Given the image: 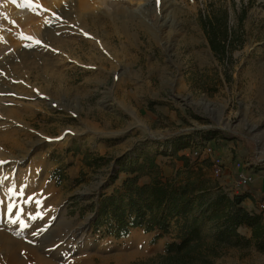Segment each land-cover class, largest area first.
I'll use <instances>...</instances> for the list:
<instances>
[{"label": "rangeland", "instance_id": "374dc122", "mask_svg": "<svg viewBox=\"0 0 264 264\" xmlns=\"http://www.w3.org/2000/svg\"><path fill=\"white\" fill-rule=\"evenodd\" d=\"M27 2L0 0V262L264 264V233L255 240L242 225L232 236L227 223L239 194L264 226V0ZM204 145L221 156V175L189 155ZM129 153L156 161L141 184L157 177L197 193L189 222L198 218L201 237L189 251H167L175 222L163 236L122 238L95 222L129 176L111 183ZM240 173L254 182L237 193ZM12 185L23 198L7 195Z\"/></svg>", "mask_w": 264, "mask_h": 264}, {"label": "trees", "instance_id": "16d2710c", "mask_svg": "<svg viewBox=\"0 0 264 264\" xmlns=\"http://www.w3.org/2000/svg\"><path fill=\"white\" fill-rule=\"evenodd\" d=\"M210 44L215 52L225 48L224 42L216 38L210 37ZM222 135L224 139L236 138L226 133ZM183 142L184 139H179L172 145V154L185 148ZM145 158L148 159V167L142 163V156L135 153H129L117 160L119 172L112 177L111 183L118 180L121 172L128 173L129 176L125 177L122 185L113 194L103 198L97 208L95 222L107 224L108 235L116 238L127 237L133 229L138 228L147 233L158 232V236H163L169 234L172 223L175 222L180 225L178 241L170 243L167 251L170 254L187 252L201 237L198 218L193 216L189 222V216L200 207L197 193L190 192L187 185L164 183L157 177L141 184L140 179L143 176L154 175L157 169L153 157ZM99 160L105 162L103 157ZM245 198L237 194L231 201L230 209H234L227 219L229 235L238 237V227L246 225L253 229V238L260 240L264 233L262 215H250L240 208ZM235 208L238 209L234 211Z\"/></svg>", "mask_w": 264, "mask_h": 264}, {"label": "built area", "instance_id": "2783aa9c", "mask_svg": "<svg viewBox=\"0 0 264 264\" xmlns=\"http://www.w3.org/2000/svg\"><path fill=\"white\" fill-rule=\"evenodd\" d=\"M189 155L196 158L211 160L213 162L215 174L217 176L222 174L224 164L222 162L221 156L217 153V151H214L210 145H204L196 150H193ZM253 182L254 178L252 176L246 173H240L235 191L238 193L241 191V188L247 187ZM260 207L264 209V202L260 204Z\"/></svg>", "mask_w": 264, "mask_h": 264}, {"label": "snow or ice", "instance_id": "6c2138e0", "mask_svg": "<svg viewBox=\"0 0 264 264\" xmlns=\"http://www.w3.org/2000/svg\"><path fill=\"white\" fill-rule=\"evenodd\" d=\"M15 2V0H14ZM24 7H27L29 9L33 8V5L31 3V0H28V2L24 5ZM28 39H32V38H28ZM36 43H41L40 41H35ZM3 161H0V165H2ZM3 181H0V184H2ZM26 187V186H25ZM24 189L21 188V189H17L15 185H12L10 188H9V191L7 193V195L11 196V197H16V196H19L21 198L24 197ZM31 202H34L37 209H39L40 207L43 206V201L41 199H36L35 197H29L28 200L25 201V203H31ZM16 207V205H9L8 208H7V211L9 214H12V211H13V208ZM30 219H37V218H42V216L39 215V213H37V215H33L31 217H29ZM20 221V216H17L16 220H13L12 223H18ZM23 227H27V225H22Z\"/></svg>", "mask_w": 264, "mask_h": 264}, {"label": "crops", "instance_id": "0c3cea01", "mask_svg": "<svg viewBox=\"0 0 264 264\" xmlns=\"http://www.w3.org/2000/svg\"><path fill=\"white\" fill-rule=\"evenodd\" d=\"M257 187L259 188L258 191L264 192V182L262 184H259Z\"/></svg>", "mask_w": 264, "mask_h": 264}, {"label": "bare ground", "instance_id": "6f19581e", "mask_svg": "<svg viewBox=\"0 0 264 264\" xmlns=\"http://www.w3.org/2000/svg\"><path fill=\"white\" fill-rule=\"evenodd\" d=\"M102 58V57H101ZM104 58V57H103ZM105 60V59H104ZM104 60H102L101 62L102 63H104L105 61ZM106 63V62H105ZM13 138V137H12ZM11 138V139H12ZM17 138V137H16ZM19 139V138H18ZM7 140H8V143H10L11 144V142L9 141V137L7 138ZM5 141V140H4ZM14 144H16L17 145V143H15V141L13 142ZM16 147V146H15ZM0 264H3L2 262H0ZM5 264H7V262L5 263ZM8 264H10L9 262H8Z\"/></svg>", "mask_w": 264, "mask_h": 264}]
</instances>
